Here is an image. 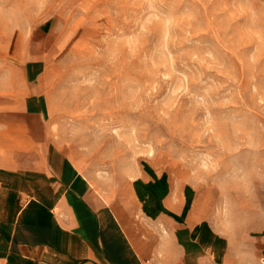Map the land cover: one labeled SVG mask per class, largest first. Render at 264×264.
<instances>
[{"label":"rangeland","instance_id":"374dc122","mask_svg":"<svg viewBox=\"0 0 264 264\" xmlns=\"http://www.w3.org/2000/svg\"><path fill=\"white\" fill-rule=\"evenodd\" d=\"M36 97L130 231L157 251L199 225L248 264L231 244L264 229V0H0V169L34 164Z\"/></svg>","mask_w":264,"mask_h":264},{"label":"crops","instance_id":"0c3cea01","mask_svg":"<svg viewBox=\"0 0 264 264\" xmlns=\"http://www.w3.org/2000/svg\"><path fill=\"white\" fill-rule=\"evenodd\" d=\"M38 61L26 64L25 82L37 80ZM42 102L36 97L23 105L36 145L34 164L0 169V264H202L205 252L213 264L222 262L230 243L199 225L180 223V232L157 251V240L130 231L84 171L52 145ZM231 245L243 260L247 249L253 251L248 264H264V229L250 240L236 236Z\"/></svg>","mask_w":264,"mask_h":264},{"label":"bare ground","instance_id":"6f19581e","mask_svg":"<svg viewBox=\"0 0 264 264\" xmlns=\"http://www.w3.org/2000/svg\"><path fill=\"white\" fill-rule=\"evenodd\" d=\"M192 223H193V222H192ZM200 224H201V223H200ZM197 226H198V225H197ZM192 232H193V231H192ZM187 233H188V232H187ZM192 238H193V237H192ZM197 238H198V237H197ZM192 240H193V239H192ZM188 243H189V242H188ZM183 244H185V243H183ZM201 244H202V243H201ZM187 247H188V246H187ZM197 247H198V246H197ZM185 248H186V247H185ZM185 248H184V249H185ZM193 250H194V249H193ZM198 250H199V249H198ZM187 251H188V250H187ZM195 252H196V251H195ZM184 254H185V253H184ZM190 254L192 255L191 252H190ZM196 254H197V253H196ZM187 255H188V254H187ZM181 261H183V260H181ZM185 262H186V261H185ZM185 262H184V263H185ZM188 262H189V260H188Z\"/></svg>","mask_w":264,"mask_h":264}]
</instances>
